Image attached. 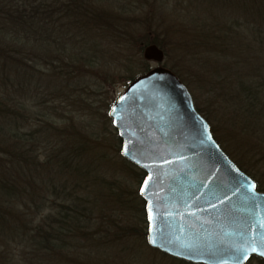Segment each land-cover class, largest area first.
I'll use <instances>...</instances> for the list:
<instances>
[{
  "label": "rangeland",
  "instance_id": "374dc122",
  "mask_svg": "<svg viewBox=\"0 0 264 264\" xmlns=\"http://www.w3.org/2000/svg\"><path fill=\"white\" fill-rule=\"evenodd\" d=\"M77 1L44 0L45 8H50L49 15L52 17L44 16L47 51L36 53L40 58L31 66L26 65L28 58L17 57L23 64L18 66L19 69L5 71L11 89L8 93H2L0 89V103L9 97L6 104L8 110H12L9 117L14 118L15 128L22 134L41 126L40 121L48 114L59 138L65 135L61 128H66L67 134L80 132L83 137L95 142V153L85 160L94 167L95 182L82 186L87 188L85 190L76 188L73 182L63 184L66 192L72 194L71 201L76 196L82 198L89 195L90 213L88 217L81 218L83 222L70 226V235L65 237L66 246L60 252L32 255L29 254L32 253L30 246L26 247L25 242L11 240L6 242V248L3 245V251L0 250V264H186L162 255L145 242L143 235L146 230L140 212L142 199L137 196L141 173L137 168L126 165L120 156L117 133L107 113L131 82L130 79L141 75L146 68L158 65L143 58L146 47L156 46L163 52L161 65L184 80L194 106L205 114L208 124L220 132L235 158L240 161L239 154L243 160L246 153L242 150L251 147L246 146L244 138L231 131L228 126L230 117L225 113L227 104L219 99L220 93L212 82L220 78L213 74L218 68L210 65L215 63L216 55L208 53L215 41L209 42L211 45L208 46L199 41L203 35L213 39L224 35L235 46L236 40L247 44L250 39H256L253 42L262 49L264 34L259 33L264 32V0ZM81 2L95 3L94 8L101 13L100 18L93 21L96 25H92L91 32L87 31L86 21L78 22L75 20L77 17L71 16L74 11L66 10L68 4L76 7V3ZM62 11L68 13L66 16L71 23L64 17L60 26L63 29L60 30L57 19ZM93 48H97L99 53L94 59L95 65H89L84 57L87 56L86 51L92 53ZM27 53L26 50L20 55L26 56ZM218 65L221 67V60ZM30 67L37 78L43 73L42 79L57 77L59 86H69H62L61 95L51 92L55 85L46 93L42 87L38 88L39 85H48L45 80L40 82L42 79L36 85L34 83L38 79H35V86L30 87L27 80L23 82L25 74L32 71ZM42 101L45 103L38 105ZM1 123L6 125L7 120L0 118ZM49 144L56 145V141ZM233 145L241 148L239 152ZM46 149L47 152L45 148L38 151L39 157L54 153L50 146ZM254 163L256 160L250 163L253 168L247 170L264 190V161ZM245 166L248 167L246 163ZM57 181L60 183L62 180ZM57 183L55 186L61 195L63 186ZM23 191L28 193L30 188ZM50 205L47 203L33 217L34 220L44 219L46 232L51 231V222L46 217L56 214ZM52 225L56 227L54 222ZM247 264L260 262L252 260Z\"/></svg>",
  "mask_w": 264,
  "mask_h": 264
},
{
  "label": "trees",
  "instance_id": "16d2710c",
  "mask_svg": "<svg viewBox=\"0 0 264 264\" xmlns=\"http://www.w3.org/2000/svg\"><path fill=\"white\" fill-rule=\"evenodd\" d=\"M45 5L44 0H0V89L2 93H8L11 89L8 84L10 80L5 76V71H9V68L10 71L11 68L16 70L20 64H23V61L18 60L17 57L28 58L26 65L31 66L40 58L36 53L47 51L45 45V34L47 33L46 30H43V26L46 23L45 19L52 17L49 15L51 14L50 8H45ZM94 5L95 3L88 4V2L76 3V7L68 4L66 10H70L69 12L74 11V15L71 16L77 17L75 20L78 22L86 21L87 24H84L88 26L87 31L91 32L92 25H96L93 21L101 16ZM58 14V28L62 30L63 27H60L62 19L67 17L66 14L68 13L62 11ZM68 20L71 23L67 17L66 21ZM262 34L264 32L259 33V35ZM203 36L200 38V44L208 46L211 45L209 42L215 41L214 47L208 53H215L216 55L215 60L212 59L215 63L210 65L213 68H218L217 72L213 71V74L215 77L220 76V78L212 82L217 86L216 90L220 93L219 99L227 104L225 113L230 117L228 126L233 133L235 132L244 138L246 146L251 148L242 150V153H246L243 160L237 154L240 162L235 158L233 152L226 147L220 132L210 126L212 135L231 161L255 181L259 191L264 192L260 188L259 182L247 170L253 168V164L250 165L251 162L256 160L254 164H259L258 161H264L262 160L264 159V47L262 46L261 49L258 44L256 45L253 42L256 39L253 41L250 39V43L247 44L236 40L234 46L228 42L230 39L224 37V35L214 39ZM255 37L259 38V36ZM26 50L29 53L26 56H21L20 54ZM97 52L99 53L97 48H93V52L89 54L86 51L85 63L95 65L94 59L98 55ZM69 58L74 59L70 56ZM57 60L61 63L59 58ZM220 60L221 67L218 65ZM207 64L209 63L207 62ZM30 69L32 68L30 67ZM148 70L149 68H146L143 73ZM62 73L65 72L62 70ZM25 75L23 82L27 80L28 85L33 87L45 74L41 73L40 77L37 78L32 69L30 74L26 73ZM176 75L185 84L184 80L178 74ZM182 75L184 76V74ZM35 79H38V81L33 85ZM43 80H45L44 83L48 82V85L37 87H42L45 93L49 91L48 88L55 85L51 92L61 95L59 93H63L62 86L65 88L69 86H59L60 80L57 77L50 80L42 79L40 82L43 83ZM131 80L133 78L129 81ZM62 100H65V98ZM7 101H9V97L2 99L0 103V118L7 120L6 125L0 124V250L3 245L6 248L8 245L6 242L12 240L13 242H25L26 247L29 245L32 250V253H28L32 255L43 252H60L66 246L65 237L70 235V226L73 224L76 226L83 222L81 218L88 217V213H90V207H88L90 203L89 195L82 198L76 196L71 201L72 194L66 192L63 184L73 182L76 188L85 190L87 184L96 180L92 163L88 165L85 162L88 156L95 153L93 152L96 149L94 147L95 142L83 137L80 132L67 134L68 129L66 128H61L65 135L59 138L48 114L40 121L41 126L22 134L15 128L14 118L9 117L12 110H8ZM42 103H45V101L38 103V105ZM46 109L48 108L46 107ZM195 109L205 120L209 121L197 106H195ZM53 140L56 141V145L49 144ZM116 141L120 150L121 142L117 136ZM48 146L51 147L54 153H46L43 157H39L38 151L45 148L47 152L49 148L46 149V147ZM233 146L235 147V145ZM235 149L239 152L241 148L235 147ZM258 156L260 158L256 159ZM125 163L130 168L134 167L127 161ZM245 163L248 167L245 166ZM140 173L139 183L144 178L143 172ZM58 179L62 180L63 183H57L59 182ZM56 183L63 186L61 187V195L58 187L55 186ZM28 188H30V191L24 193L23 189ZM41 189L45 192H42ZM137 196L141 199L138 190ZM24 197H26V201H24ZM47 203L54 205L50 206L56 211L55 215L50 214L46 217L51 222L50 232L44 230V219L42 221L33 219ZM144 206L145 204L142 201L140 212L146 230ZM16 207H18V211L15 209ZM53 222L56 227H53ZM50 225L46 224L48 227ZM143 236L146 242V231Z\"/></svg>",
  "mask_w": 264,
  "mask_h": 264
},
{
  "label": "water",
  "instance_id": "95a60500",
  "mask_svg": "<svg viewBox=\"0 0 264 264\" xmlns=\"http://www.w3.org/2000/svg\"><path fill=\"white\" fill-rule=\"evenodd\" d=\"M143 58L159 66L128 84L108 117L122 158L145 174L148 245L190 264L264 262L238 251L264 243V193L249 190L255 182L216 143L187 87L161 66L163 52L148 46Z\"/></svg>",
  "mask_w": 264,
  "mask_h": 264
},
{
  "label": "snow or ice",
  "instance_id": "6c2138e0",
  "mask_svg": "<svg viewBox=\"0 0 264 264\" xmlns=\"http://www.w3.org/2000/svg\"><path fill=\"white\" fill-rule=\"evenodd\" d=\"M149 179H151V177H149ZM145 184H147V181H145ZM255 184H250L249 185V190H254L255 189ZM255 193L253 192V195ZM150 219L152 218L151 215L149 217ZM261 227H264V224L261 225ZM151 243H155V241H151ZM238 251L240 253V258L241 259H245L247 258L249 255L251 254H257L260 256H264V243H261L259 245H257L255 242L249 243L247 245H241L238 248Z\"/></svg>",
  "mask_w": 264,
  "mask_h": 264
},
{
  "label": "flooded vegetation",
  "instance_id": "af4514ba",
  "mask_svg": "<svg viewBox=\"0 0 264 264\" xmlns=\"http://www.w3.org/2000/svg\"><path fill=\"white\" fill-rule=\"evenodd\" d=\"M252 260H257V261L260 262V264H264L261 260H258V259H256V258H251L247 263H249V262L252 261ZM247 263H246V264H247Z\"/></svg>",
  "mask_w": 264,
  "mask_h": 264
}]
</instances>
